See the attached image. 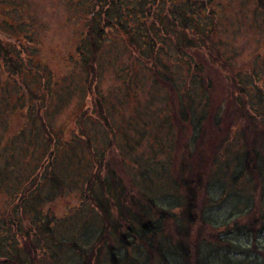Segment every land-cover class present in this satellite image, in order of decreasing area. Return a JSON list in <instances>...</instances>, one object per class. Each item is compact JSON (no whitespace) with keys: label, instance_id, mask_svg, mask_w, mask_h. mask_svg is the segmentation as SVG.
<instances>
[{"label":"trees","instance_id":"16d2710c","mask_svg":"<svg viewBox=\"0 0 264 264\" xmlns=\"http://www.w3.org/2000/svg\"><path fill=\"white\" fill-rule=\"evenodd\" d=\"M64 1L78 28L68 74L56 78L40 57L31 15L0 0L19 22H0V105L23 118L0 140V195L9 210L0 219V264H41L50 255V264H264V113L241 102L250 100L252 79L222 56L216 0ZM255 3L264 14V0ZM140 71L167 93L160 125L172 137L167 165L147 177L142 170L144 189L127 167L140 140L117 123L102 86L112 74L114 90L129 98ZM222 86L236 120L228 118L234 109L214 106L212 92ZM79 92L78 130L55 128ZM150 97L145 106L155 107ZM98 123L106 138L95 144L89 131ZM218 161L222 204L209 175ZM72 196L81 202L58 220L49 205ZM222 214L231 220L222 223Z\"/></svg>","mask_w":264,"mask_h":264},{"label":"rangeland","instance_id":"374dc122","mask_svg":"<svg viewBox=\"0 0 264 264\" xmlns=\"http://www.w3.org/2000/svg\"><path fill=\"white\" fill-rule=\"evenodd\" d=\"M11 1H14L21 8H24V15L27 19H29L28 16L31 15V18L29 20H31L30 23L35 27V30L37 32L36 41L40 46V57L44 64H46L50 69L53 70L56 78H61L68 74V62L66 58H70L71 54L75 55L76 42L74 30H76V28L78 27L76 24L69 23V16L71 17V14L68 11L65 1ZM215 7H218L221 21L217 32V42L222 52V56L226 57L234 67L243 66V73L246 76L251 77L252 83L250 85L254 86L250 87V100L248 101L244 95L240 96L241 102L247 103L249 107L253 106L258 111H263L264 113V14H262L261 11L258 10L255 0H216ZM4 10L6 11L7 7L5 8L0 5V11L2 12V14L0 15V22L2 21V19H6L8 21H11L13 23V26L18 25V15H13L12 12L11 14L10 12L5 13ZM80 25H82V22H80ZM79 27L81 28V26ZM124 62L128 63L129 59L125 57L122 61L123 65H125ZM212 73L214 74L218 72L212 71ZM138 74L139 75L137 77H133L135 78V80H133V89L131 90L129 98L125 96V91L114 90L116 81L114 75L112 74H105V79L102 86L104 92H108L106 93V95L110 97V99H112L111 102L117 105L118 113L115 114V116L117 117V123L121 127H127L128 132L133 139L137 138L140 140L138 145H135L133 142L134 140H132V145L134 146L136 151H134L132 154L126 153L130 155L128 157L127 167H129L128 169L130 171V174L139 176V178L136 180L137 182H139V184L142 185L144 189L146 188V184L142 183V180L139 181L142 170H149V173L144 176L147 177L151 173L155 175L157 172H159L158 170L160 168H163V166L167 165L169 161L168 156L170 153L168 145L171 143L172 137L170 138L168 136L166 130L167 127L160 125V121L167 114V108L162 102L163 97L167 95L165 89H161L159 86H157L158 88H156V85L155 83H153L154 81L152 80V77L148 72L140 71V73L138 72ZM251 74H255V76L253 77L251 76ZM178 76L183 80L184 83L185 79L187 78V71L185 69L180 70ZM258 77L261 79L259 80V83L255 85V79ZM215 79L216 77L214 78V80ZM79 82L81 85V79H79ZM2 93H4L3 90H1L0 94ZM227 93L230 94L225 88H223V86L220 89L215 87L212 92V98L215 99L214 106H221L222 109H234V111L230 112V116H228V118L230 120H236V118H233L232 116L235 112V107L233 105H230V102H228V99L226 97ZM133 94H137L138 101L134 99L135 97H133ZM150 95L154 96V98L156 97L155 107L145 106L148 103V99H151ZM76 96L77 97L70 104V106L60 114V117H58L57 122L54 124L55 128L62 129L67 125L70 131L78 130L76 127V123L74 122L76 116L75 111L77 110L79 103L83 100V92H79ZM230 99H232V97ZM233 100L236 101L235 99ZM226 102L228 103V106ZM236 105H238L237 102ZM142 111H144L146 119L153 118L156 120V122L154 123L146 121L143 117L138 118V114H140ZM153 111H155L157 115L152 116ZM123 115L124 118H122ZM262 117L264 118V116ZM22 125L23 118L18 112H11L8 107L6 108L5 106L0 105V140L8 138L5 135H7L9 131H11L12 133L17 132L22 127ZM235 131L236 130H232V133H235ZM89 132L92 133L91 135L94 137L95 144H98L100 141H104V139L106 138L105 129L99 123L96 127L95 125H93ZM17 141L19 144L20 140ZM116 143L121 151L126 150V144H124L121 134H117ZM137 161H141V163L147 168H142V166L139 165ZM223 165L224 164H222L221 161H218L213 166L212 171L209 172L212 184L215 183L214 191L216 192L218 191V189L222 188L219 187L220 184H222V181L220 180L221 178L223 179L222 174L225 171V167H223ZM243 182L244 181L240 182L241 188V184ZM226 183L229 184V182ZM242 190L244 191L243 188ZM252 190L254 191V188ZM216 192L212 193V195L214 194L215 198H218L215 203L222 204L220 196L221 192L218 191V196L216 195ZM175 195L173 193L174 197ZM263 197H261V199ZM7 200L8 197L6 195H0V219L2 218L1 216L3 214L9 212V210L6 209ZM80 202L81 200L74 196H72L71 199L69 197H62L49 206L51 207L52 212L57 215V219L60 220L65 216V214H67V212H70V206L74 207L75 205H79ZM207 215H210V211ZM229 220H231L230 216L222 214V223ZM75 234H78L79 237H82V235L78 233V231ZM194 235L198 239L202 236L200 231L195 232ZM135 250L136 248L132 251ZM50 260L51 255L49 257L45 256L44 259L41 260V264H50Z\"/></svg>","mask_w":264,"mask_h":264}]
</instances>
